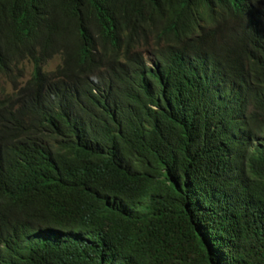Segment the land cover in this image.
Masks as SVG:
<instances>
[{"label":"trees","instance_id":"trees-1","mask_svg":"<svg viewBox=\"0 0 264 264\" xmlns=\"http://www.w3.org/2000/svg\"><path fill=\"white\" fill-rule=\"evenodd\" d=\"M18 53L0 264H264V0H0Z\"/></svg>","mask_w":264,"mask_h":264},{"label":"rangeland","instance_id":"rangeland-1","mask_svg":"<svg viewBox=\"0 0 264 264\" xmlns=\"http://www.w3.org/2000/svg\"><path fill=\"white\" fill-rule=\"evenodd\" d=\"M6 60L10 69L6 73L0 72V105L9 102L15 93L24 86L31 73V65L23 59L22 53L7 56ZM58 64L59 58L55 57L47 63L45 70L53 73Z\"/></svg>","mask_w":264,"mask_h":264},{"label":"clouds","instance_id":"clouds-1","mask_svg":"<svg viewBox=\"0 0 264 264\" xmlns=\"http://www.w3.org/2000/svg\"><path fill=\"white\" fill-rule=\"evenodd\" d=\"M55 58V57H54ZM59 63H60V60H59Z\"/></svg>","mask_w":264,"mask_h":264}]
</instances>
